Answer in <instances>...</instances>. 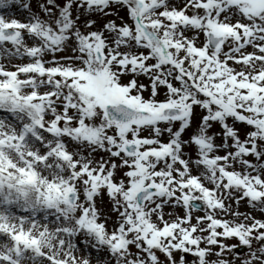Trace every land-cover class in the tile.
Instances as JSON below:
<instances>
[{
	"label": "snow or ice",
	"instance_id": "snow-or-ice-1",
	"mask_svg": "<svg viewBox=\"0 0 264 264\" xmlns=\"http://www.w3.org/2000/svg\"><path fill=\"white\" fill-rule=\"evenodd\" d=\"M0 264H264V0H0Z\"/></svg>",
	"mask_w": 264,
	"mask_h": 264
}]
</instances>
